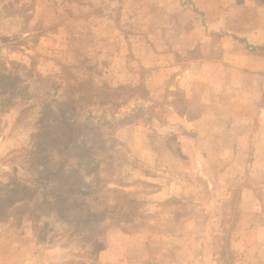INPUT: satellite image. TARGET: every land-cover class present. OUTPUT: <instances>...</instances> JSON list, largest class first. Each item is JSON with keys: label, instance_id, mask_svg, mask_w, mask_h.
<instances>
[{"label": "rangeland", "instance_id": "obj_1", "mask_svg": "<svg viewBox=\"0 0 264 264\" xmlns=\"http://www.w3.org/2000/svg\"><path fill=\"white\" fill-rule=\"evenodd\" d=\"M263 9L264 0H0V100L11 99L0 108V184L29 186L19 196L41 200L56 186L27 156L40 126L56 122L44 110L69 101V82L139 87L116 113L95 103L78 116L102 125L99 165L87 173L74 152L65 161L86 182L115 179L109 188L138 200L131 212L109 211L105 230L88 234L55 212L21 214L20 198L0 214V264H264V54L247 47L264 40ZM126 113L136 120L119 122ZM58 149L49 145L52 168Z\"/></svg>", "mask_w": 264, "mask_h": 264}, {"label": "trees", "instance_id": "obj_2", "mask_svg": "<svg viewBox=\"0 0 264 264\" xmlns=\"http://www.w3.org/2000/svg\"><path fill=\"white\" fill-rule=\"evenodd\" d=\"M247 47L251 52L264 54V44L247 43ZM1 78L2 75H0V81ZM68 85L69 101L66 104H63L62 101L59 102L57 113L51 109L44 110V117L47 120L52 118L56 122L49 121V123L40 126L35 135L37 137L35 145L36 157L35 155L27 156L32 168L38 163L44 166L43 169H36V171L45 175L47 179L51 177L57 182L56 186L44 190L42 193L43 197L39 200L38 196L36 197L33 192L31 193L33 195L29 197H25L26 195L19 196L20 193H24L23 190L30 189L26 184L20 185V183H15L14 181L1 183L0 190L6 189L10 196L8 197L9 194H7L6 197H2L0 191V214L8 212V209L21 198L24 203L16 207V211L21 214L27 210H30L33 216L38 214L42 216L55 212L58 218L68 223L75 222L76 226L82 230V233L103 232L105 229L99 227L98 224L104 220L109 211L116 212L117 208L121 207L122 210L124 208V214H129L138 200L129 198L127 192L118 187L109 188V181L115 180L109 175L103 177L97 172L94 181L86 182L80 165L75 163L66 165L65 161L68 162V159L72 157V152H74V155L79 158L87 157L86 159L88 160L85 163L87 173H90L94 165L96 166L97 164L98 166V162L96 163L91 155L107 151L105 150L107 141L102 138V125L90 126L87 122L80 121L78 116L81 114L82 109L91 108L90 106L95 103L100 106L103 105L107 110L116 113L123 104L127 103L136 94V89L139 87L122 84L116 87L104 85L101 88H97L93 86L90 79L80 83L75 80L74 82H69ZM3 102V100H0V108L4 107L5 102ZM88 110L89 113L92 112V110ZM44 117H42V121ZM135 120L134 115L126 113L119 122L128 123ZM89 140L91 143H89ZM53 143L59 145L58 161L55 164L57 167L54 168L48 165L51 156L48 149L49 145ZM110 171H114L113 167L110 168ZM110 193L116 195L114 203H106L104 208L101 209H95L90 206V199L96 202H107ZM27 204H31L32 207L27 209Z\"/></svg>", "mask_w": 264, "mask_h": 264}, {"label": "crops", "instance_id": "obj_3", "mask_svg": "<svg viewBox=\"0 0 264 264\" xmlns=\"http://www.w3.org/2000/svg\"><path fill=\"white\" fill-rule=\"evenodd\" d=\"M263 11H264V9H263ZM256 29L259 30V31H261V30L263 31V30H264V25L261 23V20H260V22H258V25H257ZM252 44L262 45V44H264V40L261 41V42H258V43H252ZM263 107H264V106H262V108H263Z\"/></svg>", "mask_w": 264, "mask_h": 264}]
</instances>
